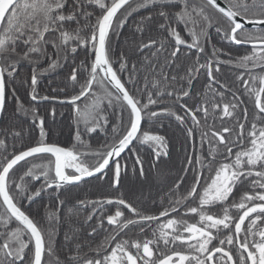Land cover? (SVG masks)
Masks as SVG:
<instances>
[{"label": "snow or ice", "instance_id": "snow-or-ice-1", "mask_svg": "<svg viewBox=\"0 0 264 264\" xmlns=\"http://www.w3.org/2000/svg\"><path fill=\"white\" fill-rule=\"evenodd\" d=\"M134 14L113 60V37ZM212 29L221 41L250 48L233 54L218 47ZM222 67L233 81L220 79ZM64 68L52 94L41 95V79ZM22 70L31 101L70 107L72 148L49 142L45 117L20 100ZM202 75L203 92L194 90ZM9 99L14 115L32 117L39 139L22 143L24 130L15 124L0 132V264H50L45 257L56 256L62 223L70 226L67 257L55 264H264V0H0V116H7ZM50 115L55 119L56 107ZM166 118H174L186 147L184 175L169 190L167 207L150 214L124 196L101 195L78 198L61 216V192L89 178L118 190L128 172L126 151L141 180L138 146L148 145L156 161L170 157L165 134L142 130L145 119L163 126ZM98 134L104 140L92 149L84 137ZM36 157L43 162L24 170ZM45 194L55 203L42 204L43 215L25 210V201ZM182 205L197 223L161 221ZM81 220L82 227L72 226ZM154 223L150 238L127 235Z\"/></svg>", "mask_w": 264, "mask_h": 264}, {"label": "trees", "instance_id": "trees-1", "mask_svg": "<svg viewBox=\"0 0 264 264\" xmlns=\"http://www.w3.org/2000/svg\"><path fill=\"white\" fill-rule=\"evenodd\" d=\"M140 14H144V10ZM139 14H134L133 17L129 18L128 24L121 29L123 35L119 36V38L113 37V49L114 56L113 60L117 56L120 55L121 50L125 47V38L129 36L131 26L133 21L138 18ZM210 38L213 44L218 47H223L227 51L236 54L243 53L245 48H250L249 45H230L227 42L221 41L219 36L216 34L215 30H210ZM208 54L211 53L212 49L209 46ZM195 50H193V53ZM184 53H181L183 58ZM84 58V53L81 52L80 59ZM192 59H195L193 55ZM189 63L191 61H188ZM115 67H119L118 64ZM27 70V69H25ZM21 76L16 81V87L18 89L17 95L20 100L25 104V106H32L37 108L39 114L45 117V127L48 131V141L56 142L61 146L72 148L76 141L74 140V122L71 120V109L68 106H61L59 104H55L52 101H39L34 102L31 101L30 96L28 95L27 85L23 84V71ZM68 71L67 68L59 69L56 73L51 74L50 76H45L41 79L39 85V91L41 95L44 94H52L51 89L56 87V85L63 79L65 72ZM126 76V73H125ZM234 75L232 71L227 67H222V72L220 74V79L225 82H231L234 80ZM53 81L52 84H49V81ZM206 82V76L202 75L200 77L199 82L195 83V89L203 92L202 85ZM62 95V94H61ZM249 112L252 111L253 105L252 102L244 98ZM188 103H192V100H188ZM15 103L14 100L9 99L7 102V116H0V132L3 131V128L7 124H15L16 130L23 129L24 130V139L22 143L29 144L35 143L39 139V129L34 126L32 123V117L25 116L22 112L15 113ZM52 107H56L57 115L55 119L50 115V111ZM178 107V106H177ZM62 114V115H61ZM182 114V112H181ZM113 122H115V117H111ZM38 122V121H37ZM211 122V121H210ZM219 119H217V127H219ZM228 126H231L230 124ZM142 130H148L150 132L165 134L170 142L169 144V152L170 157H161L159 161L155 160L154 154L151 151V148L148 145L138 146L139 154L141 158L145 161L144 163V172L145 175L148 176L147 183L149 184V195L143 196L142 188L138 190V192L134 189L133 184H143V180H141L137 174V176H133V161L135 160V156H132L129 152H125L123 154L124 160H122V164L127 161V175H122L121 186L118 190H114L110 188L107 182H99L94 179L89 178L87 183H82L79 187L69 188L67 191L61 192V199H65L66 203L63 206V211L61 212V216L63 217L66 214L68 208H72L75 205L76 200L79 199H94L100 197L101 195H108L114 198L124 196L126 199L131 201L137 207L147 211L150 214H157L159 211L163 210L164 207L168 206V193L169 190L172 189L178 180L179 177L183 176L184 173L181 171V165L183 161V157L185 155L186 147L184 142V136L181 131L177 128L174 118H166L163 120V126L160 123L155 121H149L145 119L142 121ZM85 140H87L92 149H95L99 146V144L104 140V136L102 134L93 135L92 137L85 136ZM11 139H9V145H11ZM11 150V148H9ZM79 151H85L84 148H78ZM187 151H191V142H189L187 146ZM89 163L92 162V158H88ZM43 161L41 158H29L28 164L25 165L24 170H27L28 167L31 166L32 163L40 164ZM23 163V162H22ZM137 169L139 166H136ZM164 170L166 172V178L158 181V183H154L151 180V177L155 175V173H159V171ZM157 171V172H155ZM189 179L191 178V173L188 174ZM151 180V181H150ZM55 203L54 199L50 201L49 196L45 194L42 199H37L34 203H29L25 201V210L31 212L35 217L39 212L40 215H43V209L41 207L42 204ZM187 206H195L192 202H188ZM126 215H130L127 213V210H124ZM213 212L218 211V209H213ZM235 214V210H232ZM186 206H180L178 214H172L169 217H162L161 221L166 222L167 219L173 218L174 216L182 217L187 220L189 223H197L199 217L195 214L188 213L185 215ZM105 225L107 227L106 221ZM47 227V224L44 225ZM73 227H82V220L79 223L73 222ZM157 225L154 223L151 227L146 228L144 234L139 233V229H133L129 231L127 235L132 238H139L143 240L145 236L151 237L152 230L155 229ZM70 230V226L67 223H62L59 226V231L55 235V245H56V256L54 257H45L50 260V264H55L56 258H59L61 261L65 260L67 257L66 251H64L65 247V232ZM214 234H215V230ZM184 235H187L185 233ZM178 243V242H177ZM163 243L161 242L160 248L163 249ZM169 247H173L170 245ZM182 250V249H177ZM87 251V249H85Z\"/></svg>", "mask_w": 264, "mask_h": 264}, {"label": "rangeland", "instance_id": "rangeland-1", "mask_svg": "<svg viewBox=\"0 0 264 264\" xmlns=\"http://www.w3.org/2000/svg\"><path fill=\"white\" fill-rule=\"evenodd\" d=\"M166 173L164 172V170H162V171H159V173H157V175H154V176H152L151 177V180L154 182V183H158V181L160 182V180H162L161 179V177L160 176H164ZM150 180V181H151ZM149 182H148V184H140V185H138V184H133V187H134V189L138 192V190H140L141 188H142V194H143V196H144V194L145 195H149L150 194V192H148L149 191ZM174 259H177V258H174Z\"/></svg>", "mask_w": 264, "mask_h": 264}, {"label": "bare ground", "instance_id": "bare-ground-1", "mask_svg": "<svg viewBox=\"0 0 264 264\" xmlns=\"http://www.w3.org/2000/svg\"><path fill=\"white\" fill-rule=\"evenodd\" d=\"M155 172H157V171H155ZM165 172V171H164ZM158 173V172H157ZM157 173H155V175H157ZM166 173V172H165ZM161 177V179H164V178H166V176L164 175V176H160ZM147 178H148V176H146V179H143V184L145 183H147Z\"/></svg>", "mask_w": 264, "mask_h": 264}, {"label": "water", "instance_id": "water-1", "mask_svg": "<svg viewBox=\"0 0 264 264\" xmlns=\"http://www.w3.org/2000/svg\"><path fill=\"white\" fill-rule=\"evenodd\" d=\"M34 102H36V101H34Z\"/></svg>", "mask_w": 264, "mask_h": 264}]
</instances>
